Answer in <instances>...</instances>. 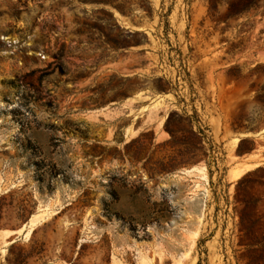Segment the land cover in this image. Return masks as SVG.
Instances as JSON below:
<instances>
[{
	"label": "rangeland",
	"instance_id": "374dc122",
	"mask_svg": "<svg viewBox=\"0 0 264 264\" xmlns=\"http://www.w3.org/2000/svg\"><path fill=\"white\" fill-rule=\"evenodd\" d=\"M50 263L264 264V0H0V264Z\"/></svg>",
	"mask_w": 264,
	"mask_h": 264
},
{
	"label": "water",
	"instance_id": "95a60500",
	"mask_svg": "<svg viewBox=\"0 0 264 264\" xmlns=\"http://www.w3.org/2000/svg\"><path fill=\"white\" fill-rule=\"evenodd\" d=\"M30 219L17 232H15L16 234H20V237H21L22 240H25L26 239V234L29 231V229L31 228ZM50 264H56V263H50Z\"/></svg>",
	"mask_w": 264,
	"mask_h": 264
},
{
	"label": "crops",
	"instance_id": "0c3cea01",
	"mask_svg": "<svg viewBox=\"0 0 264 264\" xmlns=\"http://www.w3.org/2000/svg\"><path fill=\"white\" fill-rule=\"evenodd\" d=\"M161 141H165V139L163 137H160ZM250 164H257L256 161H252Z\"/></svg>",
	"mask_w": 264,
	"mask_h": 264
},
{
	"label": "bare ground",
	"instance_id": "6f19581e",
	"mask_svg": "<svg viewBox=\"0 0 264 264\" xmlns=\"http://www.w3.org/2000/svg\"><path fill=\"white\" fill-rule=\"evenodd\" d=\"M196 242V241H195Z\"/></svg>",
	"mask_w": 264,
	"mask_h": 264
}]
</instances>
